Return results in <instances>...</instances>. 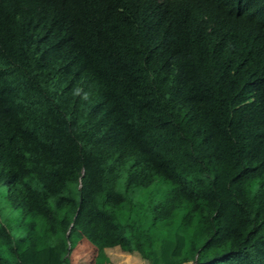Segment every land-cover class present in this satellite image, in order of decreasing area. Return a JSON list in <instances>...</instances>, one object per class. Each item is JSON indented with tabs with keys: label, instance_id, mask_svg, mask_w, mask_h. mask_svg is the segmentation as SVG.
Listing matches in <instances>:
<instances>
[{
	"label": "trees",
	"instance_id": "1",
	"mask_svg": "<svg viewBox=\"0 0 264 264\" xmlns=\"http://www.w3.org/2000/svg\"><path fill=\"white\" fill-rule=\"evenodd\" d=\"M0 196V264H264V0H0Z\"/></svg>",
	"mask_w": 264,
	"mask_h": 264
},
{
	"label": "rangeland",
	"instance_id": "2",
	"mask_svg": "<svg viewBox=\"0 0 264 264\" xmlns=\"http://www.w3.org/2000/svg\"><path fill=\"white\" fill-rule=\"evenodd\" d=\"M3 196H0L2 207ZM69 264H144L135 255H126L117 250L103 252L89 241L86 231L74 236V248L69 256Z\"/></svg>",
	"mask_w": 264,
	"mask_h": 264
}]
</instances>
